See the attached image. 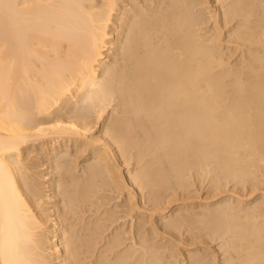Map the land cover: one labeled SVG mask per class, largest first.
<instances>
[{
	"label": "bare ground",
	"instance_id": "1",
	"mask_svg": "<svg viewBox=\"0 0 264 264\" xmlns=\"http://www.w3.org/2000/svg\"><path fill=\"white\" fill-rule=\"evenodd\" d=\"M117 1L0 0V264H172L175 256V264H216L215 252L191 249L183 262L158 242L175 240L194 217L185 207L165 218L168 231L151 222L147 232L150 218L131 223L129 244L121 223L107 232L122 205L112 207L108 191L125 190L123 208L140 217L146 202L154 213L165 194L183 191L189 175L209 174L216 187L228 178L256 181L264 162V0H129L112 42ZM98 118L101 133L92 136ZM36 138L47 144V185L23 153ZM123 159L140 165L131 170L125 161L122 171ZM262 201L246 202L245 216L227 197L214 202L222 204L209 212L215 223L207 231L223 238L229 264H264Z\"/></svg>",
	"mask_w": 264,
	"mask_h": 264
},
{
	"label": "rangeland",
	"instance_id": "2",
	"mask_svg": "<svg viewBox=\"0 0 264 264\" xmlns=\"http://www.w3.org/2000/svg\"><path fill=\"white\" fill-rule=\"evenodd\" d=\"M127 1V2H126ZM131 1V0H130ZM129 0H119V1H117V4L119 5H117L116 6V8L118 7V11L116 10V8L115 9H113V16L111 15V19H113V21H111L112 23H110V26L108 27V29H109V32H110V38H111V40H112V42L113 41H115V38L117 37V35L116 34H118V31H119V27H117V26H119V24H120V22H122V14L123 15H125L124 14V11L122 12L121 10H123L124 8L125 9H127L128 8V6H129V4L132 2H130ZM124 2V3H123ZM120 3H122V4H120ZM209 3H211V2H209ZM208 3V4H209ZM126 4V5H125ZM127 4H128V6H127ZM208 4H206L207 6H209L210 8H208V9H210V11L209 12H211L210 14L211 15H213L212 14V12H215L216 10H215V7H217V5H215V4H218L217 2H213V4H210V5H208ZM205 5V6H206ZM126 6H127V8H126ZM198 6H201V5H198ZM214 7V8H213ZM212 8V9H211ZM124 9V10H125ZM217 9V8H216ZM116 10V11H115ZM215 10V11H214ZM114 12H115V14H114ZM120 12H122V13H120ZM209 12H208V14H209ZM117 13V14H116ZM120 15V17H119V15ZM116 16H118L117 18H116ZM113 17V18H112ZM210 20H212V19H210ZM116 21V23L114 24L113 22H115ZM119 23H118V22ZM115 25V26H114ZM115 27V28H114ZM117 28V29H116ZM117 30V31H116ZM113 31V32H112ZM114 31H115V33H114ZM111 32H112V34H111ZM115 34V35H114ZM112 36V37H111ZM114 38V39H113ZM108 51V50H107ZM107 51H105L104 53H106ZM103 118L101 117V120H102ZM98 120H100V118H98ZM97 121L96 123H98L97 125L98 126H95V127H93V128H95V129H93V128H91L89 131L91 132V133H88V134H90V135H92V136H96V134H99V132L101 133V129H100V127L102 126L101 124H102V121ZM95 123V124H96ZM101 125V126H100ZM97 127V128H96ZM99 129V130H98ZM94 131V132H92V131ZM87 133V132H86ZM37 139V141H38V143L36 142V140H31V141H29V143L30 144H26V147L24 148V150L23 151H25V152H23L24 153V156L27 158V156H29V153H30V156L27 158L28 159V162H29V164H37L35 167H34V170L36 171V172H40V170H41V168H43L42 170L43 171H41V173H39L38 172V174L35 172V175L36 176H40L41 174H42V172H43V176H52L51 175V172H50V168H48L47 167V165H48V163H47V161H46V157L44 156V153H45V155H47V144L45 143V145H44V142H42L41 140V138H39V140H38V138H36ZM41 139V140H40ZM35 141V142H34ZM39 141H41V142H39ZM32 143H34V144H32ZM42 145H41V144ZM38 147H37V146ZM31 146V147H30ZM32 146H35V147H33V149H34V151L33 150H31L30 151V149H32ZM40 146V147H39ZM44 146V147H43ZM46 146V147H45ZM29 148V149H28ZM41 150H40V149ZM42 148L44 149L43 150V152H42ZM73 149H74V147H73ZM75 150V149H74ZM74 150H73V152H74ZM29 151V152H28ZM35 151H39L38 152V154H39V156H38V154H37V152H35ZM46 151V152H45ZM28 152V153H27ZM33 152H35L36 154H35V156L37 157V159L39 160H37L36 159V157L34 156V157H32V154H34ZM40 152H41V154H40ZM27 155V156H26ZM42 155H43V157H42ZM32 157V158H31ZM31 158V159H30ZM43 158V160H41ZM45 158V159H44ZM82 158V157H81ZM80 157L78 158V159H81ZM30 159V160H29ZM31 160H33L32 161V163H30L31 162ZM35 161H38L37 163L35 162ZM40 161H42L41 162V165H43V166H46V168L45 167H43V166H40L39 167V165H40ZM126 161V163L127 164H125L124 162ZM127 161H129L130 163H132L133 161L132 160H126V159H123L122 160V162H121V164H120V168H122L121 170L122 171H127L128 169H130V167H132L131 168V170H133V169H135V167L137 166V164L138 165H140V163H132V164H130L129 162H127ZM43 163V164H42ZM126 165V167L128 168V169H126L125 168V165ZM263 163V164H262ZM33 164V165H34ZM47 164V165H46ZM128 164H129V166H128ZM134 165H135V167H134ZM261 167H258V169L253 173V175H254V177H253V180H254V178L256 179V181L254 180V181H252V180H250V182L251 183H249V181H244V182H240V184H239V182H238V185H237V183L236 182H232V181H234V180H232V179H230V178H228V182H227V179H222L221 180V182H220V187L222 188L221 190H220V187L219 186H217L216 187V184L215 183H213V181H211L210 179L208 180V178H209V174H208V177H207V175H205V176H203L202 175V177H200V175H199V178H203L202 180L201 179H199L198 178V176H197V178L195 177V175L193 176V179L191 178L192 177V175L190 176H188L187 177V181H189V182H184V187H185V189H183V191H182V189H179V188H177L176 189V191H177V194H176V192H175V195H172V194H174L173 192L171 193V194H165V196H164V198H163V202H162V206H161V204L158 206V205H156L155 206V208H156V210H154V208H153V211H154V213H149L152 209H151V207H154L153 205H151L150 203H145L144 205L145 206H143V203H142V209H144V207H145V209H146V207H147V205H148V207H147V211H146V213L143 211L142 213L143 214H141L140 215V217L137 215V213H135L134 212V210H132L131 212H128V211H126V210H128L129 209V207H128V205L126 204L125 205V203H126V199H125V197H126V194H125V190L124 191H122L120 194L118 193V192H116V191H114V190H111V191H108L110 194H111V197L110 196H107L105 199H106V201H108L109 199L111 200V201H113L112 199H114V201L111 203V201H110V203H109V201H108V203L112 206V207H114V205H115V203L116 204H119V203H122V205H119V207H117V209H118V211H119V213L117 212L115 215H116V217H118L116 220H117V222H111V221H109V222H111V223H108V227H110L109 229H108V231L107 232H110V231H112V230H115V227H117V226H119V225H121V226H119L120 228H123V229H125V231H126V233H123L122 235L124 236V234H125V236H128L127 237V239L124 241V243L126 244V241H127V243H128V241H129V238H130V232H129V228L131 227L130 225H131V223H132V225H134L133 227H135V223L137 222V224H138V222H139V220L141 221V219H142V221H147V220H149V218H150V220L148 221V222H146L147 224H146V226H145V229H146V231L148 232L149 231V229L151 228V224L152 223H156V225H158L159 226V230L160 231H168V229H165V228H163V225L162 224H164V222L166 221L165 220V218L166 219H168V218H171V215L173 216V215H177V213H178V210L179 211H187V210H189V211H187L188 213H189V215L190 216H194V217H192V219L191 220H189V221H186V222H188L187 224H186V222H184L183 224H181V225H186V226H180V227H178L177 229L178 230H176L177 231V233H176V235H177V239L178 240H180V241H182L181 243H178V241H177V243L176 244H174L175 243V240H177L176 238H175V236H173V237H171V235L169 236V237H171V238H174L175 240H173V241H168L165 237H162V238H159L160 236H158L157 238H159L158 239V242H160L161 241V239H164V240H162V242H165L166 241V243H164V244H166V247L168 248L167 249V253H170V252H176V253H178V254H176V255H179V256H177V258L178 257H180L181 258V256H182V258L180 259V258H178V260H181V261H183V262H185L186 261V257H187V254H189V252H192V250L194 249V250H201V251H203V249L206 251V252H208L210 255H214L215 253H216V255H217V257H215V259L217 260L216 261V264H229L230 262L229 261H224V257L226 256L225 254H227V251L226 252H224L223 251V249H220V246H222V242H221V239L223 240V238H217V239H211L212 238V235H211V237H210V234H209V232L207 231V228L209 227L208 226V224L210 223V224H214L215 223V220H213L214 218H213V216L214 215H212V214H214V212H216V207H218V205H220V204H222V203H216V204H214V202H217V201H220V200H223V198L225 199L226 197H227V199L230 201H232V202H234V206H235V209L237 208L236 206H238V208H237V211L236 212H238L241 216H245L246 214H247V212H244L245 210H247L246 208L247 207H249V205L250 204H253L254 202H256V201H262V203L260 202V206H261V208H262V215L261 216H258V218L257 219H260L261 217H264V195H263V193H264V180L263 179H261V178H263L264 177V162H261V165H260ZM37 168V169H36ZM40 168V169H39ZM77 169H78V167H76ZM259 168H260V170H259ZM48 170V171H47ZM262 170H263V173H262ZM46 171V172H45ZM261 172V173H259V172ZM45 172V173H44ZM49 173V175H47ZM259 173V174H258ZM45 174V175H44ZM54 175H56V174H54ZM255 175H259V176H255ZM262 175H263V177H262ZM43 176L42 177H40V179H45V177L43 178ZM47 177V178H48ZM196 178V179H195ZM259 178V179H258ZM192 179V180H191ZM258 179V180H257ZM48 180V181H47ZM198 180H199V182H198ZM231 180V181H230ZM261 180V182H259ZM44 181H46L45 182V184L47 185L48 184V182L49 181H51V177H49V179H45ZM192 181H195V182H192ZM209 181V182H208ZM222 181H224V182H222ZM198 182V183H197ZM203 182V183H202ZM208 182V183H207ZM213 183V184H211V183ZM225 182H226V184H225ZM246 182V184L244 185V183ZM254 182H256L257 184H259L260 183V185L258 186L256 183H255V185L253 184ZM259 182V183H258ZM263 182V183H262ZM188 183V184H187ZM190 183V184H189ZM194 183V184H193ZM223 183V184H222ZM236 183V185H234ZM261 183H262V185H261ZM221 184H222V186H221ZM227 185V186H225V185ZM242 184H243V186H242ZM44 185V184H43ZM46 185H44V186H46ZM213 185V186H212ZM251 185V187H249V186ZM257 185V186H256ZM209 186V187H208ZM243 188H242V187ZM246 186V187H245ZM254 186V187H253ZM256 186V187H255ZM263 186V187H262ZM234 187V188H233ZM238 187V188H237ZM241 187V188H240ZM192 188V189H191ZM215 188H217V190L215 189ZM219 188V189H218ZM251 188V189H250ZM252 188H253V190H252ZM47 189V188H46ZM210 189H211V192H210ZM226 189V190H225ZM232 189V190H231ZM248 189V190H247ZM179 190H180V192H179ZM209 190V191H208ZM214 190V191H213ZM226 191V192H224L223 191V193L221 192V193H219L220 191ZM252 190V192H250ZM114 191V196H115V198H116V195H117V198L119 197V195H120V197L118 198V199H115L114 198V196H112L113 195V192ZM136 191L138 192V196L140 195V193H139V190H137L136 189ZM144 193H145V195L147 194V192H146V190L144 189ZM231 191H234V192H231ZM50 191H48V193H49ZM179 192V193H178ZM181 192H182V194H181ZM183 192H184V194H183ZM229 192H231V194L229 193ZM108 193V194H109ZM167 193H169V192H167ZM217 193H218V195H219V197L217 196ZM234 193V194H233ZM236 193V194H235ZM237 193H239V195H237ZM119 194V195H118ZM181 194V195H180ZM124 195V196H123ZM164 195V194H163ZM166 195H167V198H169L171 195L173 196H171L169 199H166V200H168V201H166L165 200V198H166ZM170 195V196H169ZM176 195H179V196H181V197H176ZM198 195V196H197ZM215 196V197H212V196ZM230 195V196H229ZM231 195H233L232 196V199H231ZM235 195H237V196H235ZM244 195V196H243ZM262 195H263V197H262ZM50 196H51V194H50ZM182 196H184V197H182ZM190 196H192L193 197V199H194V201H191L190 199L192 198V197H190ZM239 196V198H237ZM241 196V197H240ZM250 196V197H249ZM190 197V198H189ZM197 197V198H196ZM208 199H207V198ZM209 197H211V198H209ZM247 197V198H246ZM52 198L53 197H51L50 198V200H51V202H48L47 204H45L44 206L45 207H48V204H50L49 206H52V204H53V200H54V198H53V200H52ZM176 198V199H175ZM189 198V199H188ZM200 198V199H199ZM205 198V199H204ZM220 198V199H219ZM255 198V199H254ZM173 199H175L174 201H173ZM178 199V200H177ZM187 199H188V201H187ZM210 199H211V201H210ZM217 199V200H216ZM237 199V200H236ZM254 199V200H253ZM46 200H48V201H50L48 198L46 199ZM121 200V201H120ZM177 200V201H176ZM190 200V201H189ZM204 200V201H203ZM213 200V201H212ZM238 200H241V201H239V203H240V205H239V203H238ZM115 201H117V202H119V203H117V202H115ZM165 201H166V203L167 202H169V204L167 203V204H165ZM172 201V202H171ZM182 203V205H181V203ZM187 201V202H186ZM207 201V202H206ZM209 201V202H208ZM170 202H171V205H170ZM175 202V203H174ZM177 202V203H176ZM206 202V203H205ZM223 202V201H222ZM249 204V205H247V203ZM107 203V204H108ZM114 203V204H113ZM164 203V204H163ZM187 203V204H186ZM193 203H194V205L195 204H197L196 206H194L193 205ZM206 205H205V204ZM212 203V204H211ZM238 203V204H237ZM242 203V204H241ZM109 204L107 205L108 207H109ZM147 204V205H146ZM179 204V205H178ZM201 204V205H200ZM168 205H170V206H168ZM185 205V206H184ZM203 205H204V207H203ZM215 205V206H214ZM246 207H245V206ZM263 205V206H262ZM125 206V208H127L126 210H125V208H123ZM150 206V207H149ZM160 206H161V208H160ZM166 206V207H165ZM188 206V207H187ZM190 206V207H189ZM207 206H208V208H207ZM241 208H240V207ZM168 207V208H167ZM172 207V208H171ZM177 207V208H176ZM187 209V210H184L185 208ZM194 209H193V208ZM198 207V208H197ZM212 207V208H211ZM53 207H50V209H48V211L49 210H51ZM149 208V209H148ZM163 208V209H162ZM179 208H181V209H179ZM204 209V208H207V209H205V210H208V216H207V214H204V211H199L200 209ZM159 209H161L160 211H159ZM166 209V210H165ZM215 209V210H214ZM243 209H245V210H243ZM150 210V211H149ZM164 210V211H163ZM196 210H198V211H196ZM211 210H214V212H212ZM149 211V212H148ZM170 211V212H169ZM193 211H195V213H196V216H195V213H193ZM211 211V213H209ZM121 212V213H120ZM158 212V213H157ZM169 212V213H168ZM172 212V213H171ZM177 212V213H176ZM191 212H192V215H191ZM200 212V213H199ZM52 213H53V211H52ZM124 213H126V214H124ZM135 213V214H134ZM145 213V214H144ZM174 213V214H173ZM176 213V214H175ZM202 213L204 214L203 216H202ZM119 214V215H118ZM121 214V215H120ZM125 216H124V215ZM128 214V215H127ZM129 214L131 215V216H129ZM148 214H153V215H148ZM200 214V215H199ZM142 215H144V216H142ZM188 215V216H189ZM54 216V215H53ZM52 216V219H54V217ZM130 218H129V217ZM137 216H138V218H137ZM147 216H149V217H147ZM165 216V217H164ZM168 216V217H167ZM207 216V218H205ZM211 216V217H210ZM121 217H122V219H121ZM126 219H125V218ZM163 217V218H162ZM196 217V218H195ZM203 217V218H202ZM130 220H129V219ZM133 220H132V219ZM140 218V219H139ZM151 218H153L154 220H152L151 221ZM198 218V219H197ZM201 218V219H200ZM121 219V220H120ZM137 219V220H136ZM144 219V220H143ZM161 219V220H160ZM195 219V220H194ZM197 219V220H196ZM115 220V221H116ZM158 220V221H157ZM159 220H160V222H159ZM200 220V221H199ZM213 220V221H212ZM261 221H262V218L260 219ZM118 221H120V222H118ZM127 221V222H126ZM130 221V222H129ZM164 221V222H163ZM127 224H126V223ZM133 222H135V223H133ZM152 222V223H151ZM163 222V223H162ZM194 222V223H193ZM206 222H208V224L206 223ZM52 223H53V221H51V225H52ZM121 223V224H120ZM149 223V224H148ZM151 223V224H150ZM160 223V224H159ZM54 224V223H53ZM128 225V226H126V225ZM207 224V225H206ZM117 225V226H116ZM125 225V226H124ZM161 225V226H160ZM206 225V226H205ZM137 226V225H136ZM192 226V227H191ZM52 227V226H51ZM132 227V228H133ZM162 227V228H161ZM186 228V230H185V228ZM196 227V228H195ZM204 227V228H203ZM165 229V230H164ZM179 229H182V230H180L179 231ZM192 229V230H191ZM195 230V231H194ZM198 230H200V231H198ZM205 230H206V232H205ZM209 230V229H208ZM182 231V233H180ZM184 231V232H183ZM129 232V233H128ZM171 232V231H170ZM186 232V233H185ZM190 232V233H189ZM193 234H192V233ZM199 232V234H202V232L204 233V234H202V235H199V234H197L196 235V233H198ZM172 234H175V233H173V231L171 232ZM178 233H179V235L180 234H182L181 236L182 237H179L178 236ZM49 234V233H48ZM51 234V233H50ZM129 234V235H128ZM207 234L209 235L208 236V238H210V239H208L207 237H205V236H207ZM187 235V236H186ZM196 236V237H194V236ZM198 235H199V239H198ZM205 235V236H204ZM187 237V238H186ZM191 237H193V239H191ZM206 239H205V238ZM186 238V239H185ZM202 238H203V240L205 241V243L203 244V242L204 241H202ZM131 239V238H130ZM190 239V240H189ZM218 239H220L219 241H218ZM184 240H185V243L188 245V246H186L185 245V243H184ZM167 241H168V243H167ZM194 241H195V243H194ZM199 241V242H198ZM217 241V242H216ZM161 242V243H162ZM172 242V243H171ZM187 242H189V244H190V246H189V244L187 243ZM197 242V243H196ZM202 243V245H197V244H201ZM220 244H219V243ZM124 243H122L123 244V246H124ZM171 243V244H170ZM194 243V244H193ZM207 243V244H206ZM209 243V244H208ZM53 244V242L51 243V245ZM129 244V243H128ZM167 244H169V246L167 245ZM173 244V245H172ZM179 244H181V245H178ZM174 245H176V246H174ZM182 245H184V246H182ZM209 247H208V246ZM172 246V247H171ZM174 246V247H173ZM200 246V247H199ZM210 246H211V249H210ZM170 247V248H169ZM176 247V248H175ZM178 247V248H177ZM195 247H196V249H195ZM204 247V248H203ZM214 247V248H213ZM172 248H173V250H172ZM177 249V251L175 250V249ZM216 248V249H215ZM178 249H179V251L180 252H178ZM182 249V250H181ZM192 249V250H191ZM207 249H208V251H207ZM214 249V250H213ZM219 251H218V250ZM188 250H189V252H188ZM193 250V251H194ZM213 250V251H212ZM222 251V252H221ZM182 252V253H181ZM211 252V253H210ZM215 252V253H214ZM185 253H186V255H185ZM219 253H221V254H219ZM181 254V255H180ZM223 254V255H222ZM183 255H185V256H183ZM215 255V256H216ZM222 256H224V257H222ZM176 257V256H175ZM175 257L173 258V257H168L167 259H169L170 261H172V264H175V263H173L174 262V260H175ZM185 259H184V258ZM219 258V259H218ZM223 258V259H222ZM220 260V261H219ZM224 261V262H223ZM221 262V263H220Z\"/></svg>",
	"mask_w": 264,
	"mask_h": 264
}]
</instances>
